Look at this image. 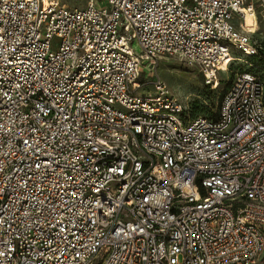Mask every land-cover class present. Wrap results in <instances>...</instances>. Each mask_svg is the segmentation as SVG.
<instances>
[{
  "label": "built area",
  "instance_id": "obj_1",
  "mask_svg": "<svg viewBox=\"0 0 264 264\" xmlns=\"http://www.w3.org/2000/svg\"><path fill=\"white\" fill-rule=\"evenodd\" d=\"M250 2L0 0V264L260 257L263 78L240 71L194 120L163 81L139 82L176 59L217 91L262 49L243 21L264 0Z\"/></svg>",
  "mask_w": 264,
  "mask_h": 264
},
{
  "label": "rangeland",
  "instance_id": "obj_2",
  "mask_svg": "<svg viewBox=\"0 0 264 264\" xmlns=\"http://www.w3.org/2000/svg\"><path fill=\"white\" fill-rule=\"evenodd\" d=\"M91 0H61V5L68 10L85 9ZM249 5H253L256 11H260L259 0H252ZM99 8H106L107 1L102 4L98 3ZM233 23L240 28V22L234 18ZM245 28H249L252 39L262 47L261 56L264 58V16H258V24L247 22ZM241 30V29H240ZM134 49L139 53L136 46ZM245 63L235 62L231 69L227 72L220 73L218 80L220 87L217 91H213L210 86L206 85L203 76L196 67L188 66L176 59H164L156 67L154 71H146L141 74L139 82L143 83L145 77L151 78V81H163L170 91L171 95L176 98L184 109V118L186 120H194L198 118L214 119L220 109L222 98L232 83L234 77L240 71H252L250 65L258 66L262 70L259 71L260 77L264 80V63L260 58L254 59L243 57ZM248 65H247V64ZM153 85H145L141 88L139 94H146L153 91ZM253 264H264V251Z\"/></svg>",
  "mask_w": 264,
  "mask_h": 264
},
{
  "label": "bare ground",
  "instance_id": "obj_3",
  "mask_svg": "<svg viewBox=\"0 0 264 264\" xmlns=\"http://www.w3.org/2000/svg\"><path fill=\"white\" fill-rule=\"evenodd\" d=\"M247 22H250L252 24L257 25L256 18L253 12L248 11L247 9L245 10V17L243 21V27L245 28Z\"/></svg>",
  "mask_w": 264,
  "mask_h": 264
},
{
  "label": "trees",
  "instance_id": "obj_4",
  "mask_svg": "<svg viewBox=\"0 0 264 264\" xmlns=\"http://www.w3.org/2000/svg\"><path fill=\"white\" fill-rule=\"evenodd\" d=\"M258 58H260L261 60H263L262 62L264 63V58H262V56H261V51H260V54H259V56L258 57H254V59H258ZM252 69V71L253 72H255V73H260L259 71H261L262 69L260 68V67H258V66H254V68H251ZM212 89V88H211ZM213 90V89H212ZM212 93L214 92V90L213 91H211Z\"/></svg>",
  "mask_w": 264,
  "mask_h": 264
}]
</instances>
